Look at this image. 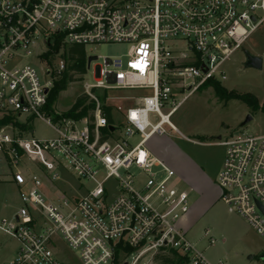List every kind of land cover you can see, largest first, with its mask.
<instances>
[{
  "label": "built area",
  "instance_id": "built-area-1",
  "mask_svg": "<svg viewBox=\"0 0 264 264\" xmlns=\"http://www.w3.org/2000/svg\"><path fill=\"white\" fill-rule=\"evenodd\" d=\"M262 27L264 0H0V165L21 202L0 220V232L18 243L6 264H64L60 243L82 264H138L147 255L148 264H225L210 262L185 237L178 223L188 213V196L146 143L170 131L197 144L169 118L207 82L226 80L224 63ZM56 36L62 48L129 45L125 61L103 58L95 65L96 83L84 86L93 108L81 119H56L60 114L46 110L66 68L58 53L51 64L43 57ZM29 57L39 72L22 63ZM132 100L123 111L119 103ZM30 119L49 125L56 137H26ZM217 144L225 148L220 200L264 239V135L238 133ZM58 169L90 187L63 195L53 186L69 187ZM111 179L113 196L104 186ZM257 261L264 264V253Z\"/></svg>",
  "mask_w": 264,
  "mask_h": 264
},
{
  "label": "rangeland",
  "instance_id": "rangeland-1",
  "mask_svg": "<svg viewBox=\"0 0 264 264\" xmlns=\"http://www.w3.org/2000/svg\"><path fill=\"white\" fill-rule=\"evenodd\" d=\"M128 50V44L108 43L85 46L86 61L89 57H97V59L90 62L83 75L74 71L69 72L71 81L65 90L59 92L52 104V112L62 114L68 111L77 99L84 97V86L96 83L94 67L96 64L102 65L103 58H118L125 61ZM243 50L262 57L260 70L244 67ZM243 50L234 53L229 61L224 63L226 80L221 82V86L227 92L251 94L256 98L258 106L264 107V27L247 40ZM63 52L60 50L57 57L62 58ZM64 61L66 65H70L66 59ZM22 63H29L38 72L41 69V65L32 57L23 59ZM99 93L100 91H97V94ZM111 93L127 97L142 95L140 91H113ZM85 104H89L87 99ZM119 104L124 111L132 107L134 101ZM247 117L251 120L241 127L240 125ZM114 118L118 120V114L115 113ZM21 119L24 120L25 117ZM150 119L154 121L152 117ZM169 122L183 136L197 143L187 142L175 132L170 131L161 137L154 136L146 143L150 154L174 172V181L188 196L189 210L187 215L179 221L178 226L185 233V237L210 262L222 260L225 264H259L257 260L264 253V239L257 235L239 215L229 213L226 205L220 200L217 175L222 168L225 148L219 144L216 145V141L217 137L224 140L238 133L253 136L264 135V112L260 109L255 110L236 99H219L212 88L203 87L181 104L169 118ZM51 124L54 125L53 120ZM28 125L29 129L25 134L28 138L51 140L56 137L55 131L39 119H30ZM136 142L137 138L129 140L132 145ZM0 167L1 220L12 217L21 206V202L16 187L10 182L9 169L3 164ZM56 171L59 172L60 178L69 185L68 187L61 182L53 183L55 189L63 195L72 192L71 188L78 190L71 196L83 195L84 191L80 185L85 188L90 187V183L78 179L70 172L59 169ZM104 186L113 196L115 181L111 179ZM54 193L56 192L53 189L48 192L53 197ZM207 230L209 231L208 236L205 235ZM210 238L215 241L213 245L209 244ZM17 249V241L0 232V261L5 257H10L9 260L14 258ZM59 249V257L64 264H82L64 243H60ZM249 256L252 258L248 259ZM149 258L150 255L143 257L138 264H148Z\"/></svg>",
  "mask_w": 264,
  "mask_h": 264
},
{
  "label": "trees",
  "instance_id": "trees-1",
  "mask_svg": "<svg viewBox=\"0 0 264 264\" xmlns=\"http://www.w3.org/2000/svg\"><path fill=\"white\" fill-rule=\"evenodd\" d=\"M61 37L56 36L54 40V44L50 46V50L43 55L45 59L48 60V63L51 64L53 56L57 54L61 49L64 51L62 58L66 59L70 62V65H66V68L61 76L60 79L55 81L53 88L49 92L46 110L48 112H52V104L56 100L59 92L66 89L67 84L71 81V77L69 76L70 71H74L79 75H83L86 69V57L84 52V47L80 45H73L69 47H61L60 44ZM204 87H211L215 93V95L219 99L229 100V99H236L242 101L249 107H252L255 110H261L264 112V107H259L256 101V98L251 94H237L233 92H227L220 83L218 82H207ZM86 103V98L81 97L76 100L74 105L66 112L55 116L56 119L58 118H72V119H81L87 116L88 111L93 108V104L89 102L88 105ZM106 117L108 122H111V116L109 111L107 110ZM2 123V122H1ZM20 129L26 130V125H19L16 124Z\"/></svg>",
  "mask_w": 264,
  "mask_h": 264
},
{
  "label": "water",
  "instance_id": "water-1",
  "mask_svg": "<svg viewBox=\"0 0 264 264\" xmlns=\"http://www.w3.org/2000/svg\"><path fill=\"white\" fill-rule=\"evenodd\" d=\"M244 54V67L245 68H251L255 70H260L262 68V62L263 59L261 56L252 55L251 53L247 52L246 50H243ZM96 60V57H89L86 61V67H89V64L91 61ZM251 120L250 117H247L244 122L240 125L241 127L245 126L249 121ZM220 137H217V140H219ZM252 257L249 256L248 259H251Z\"/></svg>",
  "mask_w": 264,
  "mask_h": 264
},
{
  "label": "crops",
  "instance_id": "crops-1",
  "mask_svg": "<svg viewBox=\"0 0 264 264\" xmlns=\"http://www.w3.org/2000/svg\"><path fill=\"white\" fill-rule=\"evenodd\" d=\"M9 258H10V257H9ZM9 258H6V257H5V258H4L5 261L2 260V261H0V262H1L2 264H6V263L9 261ZM10 260H11V259H10ZM3 261H4V262H3Z\"/></svg>",
  "mask_w": 264,
  "mask_h": 264
}]
</instances>
